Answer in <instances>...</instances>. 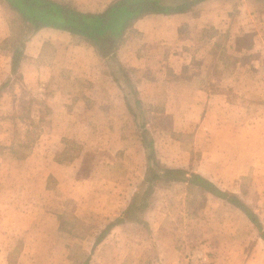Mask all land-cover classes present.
<instances>
[{
	"label": "rangeland",
	"instance_id": "rangeland-1",
	"mask_svg": "<svg viewBox=\"0 0 264 264\" xmlns=\"http://www.w3.org/2000/svg\"><path fill=\"white\" fill-rule=\"evenodd\" d=\"M244 1L243 6L245 7L246 0ZM252 2L256 13L253 18L256 23L252 28L255 33L259 32L264 35V23L259 22L264 20L261 18L264 17V10L259 8L264 7L260 5L264 0H253ZM228 6L230 8L229 4ZM260 12L263 13L261 17ZM228 13L224 16L228 17ZM246 17V13L233 15V18L243 20V26H237L236 29L228 31L224 27L217 28L213 25H196L190 29L182 27L181 36L174 50L168 52V57H165L167 51L162 48V50L157 49L158 55L155 59L151 57L150 60L152 59L151 63L156 66L167 62L173 63L172 53L184 51L190 59V71L177 77L174 81V89H168V97L165 99L168 104L151 107L134 106V113L142 114L145 119L154 115L152 120L149 118V126L146 121L141 122V129L136 128L131 122L121 121L119 123L123 134H128L133 130L138 131L143 142L151 140L156 143L157 170L165 168L163 165L167 162L190 160L189 167L184 170L187 173L185 177L191 178L194 174L201 175L213 182L228 197H232L239 204L246 205L256 215L262 230L252 223L255 238H260L261 245L259 248L256 245L253 251L250 249L248 251L240 242L243 239L246 240L243 237L245 234H239V242L235 240L236 235H232L230 228L234 229L235 223L245 231L246 228H243V223L237 219V216L226 215L234 211L231 210L229 199H221L200 186L186 182L176 184L166 199L160 193H155L159 204L155 206L156 209H153L152 218L156 225H160L158 233L163 238L160 245L162 244L165 250L170 244L167 241L169 238L167 231L171 229L170 233L173 230V235L179 241L185 236L182 239L183 245L193 248L196 243L194 234L200 229L201 245L207 255V261L201 264H220L219 259L223 258L220 256L222 245L229 247V250L225 252L228 255L223 258L222 262L225 260L229 262L228 264H264V237H262L264 233V76L262 75L264 73L260 72L264 67V41L256 42L260 48H255L251 53L248 52L249 40L255 33L246 32ZM0 20L12 22V34L18 36L21 33L23 25L19 14L9 7L6 0L0 1ZM130 34L132 33L128 36ZM262 37L264 39V36ZM184 38L188 41L183 40ZM182 46L187 49H182ZM148 49L151 50L149 52L152 56L154 54L152 46ZM2 63L0 66L3 65ZM1 77L2 74H0ZM132 77L136 82L135 72ZM10 79L21 85L20 87H22L21 83L26 82L23 81V77L21 79L16 74ZM75 81L76 84L86 85L77 78ZM189 84L191 90L199 86L207 92L206 98H200V95L196 94L197 99H193L200 102L199 107L183 104L186 100L184 97L190 91ZM127 90L130 100L134 101L136 99L133 98L134 93L132 94L129 88ZM6 92L0 93V99L5 103L0 104V115L11 118L12 105H7L6 102L12 94ZM18 100L20 103L15 109L25 110L26 95L18 96ZM40 101L41 106H36L33 114L36 119L32 122L26 121V110L21 112L23 117L19 119L17 117L20 114L15 113L13 121L11 119L0 120V134H3L0 144L5 143L4 146L9 145V147L12 143L16 145L11 150L8 148L6 153H3V149L0 148L2 164L6 167V164L11 162L12 156L14 160H19L18 158L26 155L34 157L31 159L32 169L28 168L27 159V166L18 162L15 163L13 169H9V172L8 169H3L4 173L0 175V180L8 178L14 180L13 184L12 180L9 185L5 183L0 185V264H84L93 252L94 242L109 223L102 217L103 212L99 213V209L103 207L102 198L107 199L113 196L104 193L105 187L114 184L116 177H122L123 181L118 185L120 193L121 195L123 192H126L125 195L130 194L133 189L130 181L146 177L151 162L148 154L140 156L138 146L135 147L132 142L126 151L116 153L113 147L109 150L95 148L106 145L102 138L93 137L92 140L85 137L82 139L84 142L64 139L62 145L65 148L57 155V160L65 163L74 159L75 163L78 165L80 163L81 168L77 176L84 178L91 174L94 177L95 184L92 189H95V193H80V204L77 207L73 205L74 202L65 198L71 197L68 187L63 186V189L61 187L57 193L63 195V205L61 208L59 205L57 207L62 209L63 216L55 218V199L58 194L55 193L51 180H46V187H44L42 170L40 171L37 166L38 162L44 161L45 158L49 161L53 157V153L49 152L50 149L47 148L46 155H44L45 152L39 150L42 141H46L48 145L49 141H52L50 138H41V134L50 128L54 129L51 123L44 120L48 110L44 108L46 99H40ZM187 112H190L191 123L182 119V114ZM170 117L179 118L174 121ZM65 125L66 123L63 124V128ZM128 126H131V130H127ZM69 127L76 130L75 133H84V136L90 132V130L87 132L85 123L73 122ZM100 129L96 126L94 131L96 137L103 135ZM128 139L133 141L132 138ZM123 145L121 144V147ZM30 148L31 152L28 153ZM109 163L113 167H110ZM95 175L99 176L100 182L95 179ZM156 188L158 190V186ZM87 196L101 204L94 206L91 202H86ZM40 204L47 205L48 210L43 212L44 206ZM23 211L27 212L26 218L21 215ZM224 213L226 214L222 217ZM167 216L169 221L176 222L175 226L165 227L166 225H163L165 223L163 219L164 217L167 219ZM8 229H11V232ZM185 231L187 234L182 233ZM119 233H114V242H107L104 245L105 250H108L103 253L102 264H113L116 260L114 253L126 246L124 244L125 235ZM230 235L232 240H230ZM227 237L228 241L224 242ZM175 244L179 243L175 242ZM129 245L134 246V243H129ZM164 250L162 253L165 257L167 253Z\"/></svg>",
	"mask_w": 264,
	"mask_h": 264
},
{
	"label": "crops",
	"instance_id": "crops-1",
	"mask_svg": "<svg viewBox=\"0 0 264 264\" xmlns=\"http://www.w3.org/2000/svg\"><path fill=\"white\" fill-rule=\"evenodd\" d=\"M55 1H67L80 11L97 13L106 10L115 0ZM252 1L253 0H246V5L244 7V0H204L197 4L192 10L184 13H152L145 15L132 21L129 27L126 28L120 36L121 38L118 39V45L115 51L110 54L104 53L86 36L51 26L43 27L38 29L26 40L22 41L21 57L18 62L15 61L16 43L21 39L19 38L21 36L20 34L16 36L11 33L12 22L9 23L0 20V45L3 44L0 46V63L3 62V65L0 66V74H2L0 78V93L2 91H7L6 93L10 92V94H12V97L7 100L6 104L12 105L13 110L11 118L1 114L0 120L11 119V121H13L15 119V113L20 114L17 117V119H19V117H23L21 112L26 110V121L32 122L36 119L33 114L36 111V106L41 104L40 99H46L44 108L46 107L48 110L44 120L49 124L51 123L54 129L50 128V130L47 132L44 131L41 134V138H50L52 141H49V145L46 141H42L39 145V150L45 152L44 155H46L48 153V148L50 149L49 152L53 153V157L49 161L45 158L44 161L38 162L37 166L40 171L42 170L44 187H46V180H51L55 188V193L58 194L55 199V218L63 216L62 209L60 210L57 207V205H59L61 208L63 205V195L57 193V190H60L61 187L62 189L63 186L68 187V191L71 192V197L65 198L70 199L74 202L73 205L75 204L77 207L80 204V193H95V189H92V186L95 184L94 177L91 174L86 175L84 178L77 176L81 168L80 163L78 165L75 163L74 159L65 163L57 160V155L62 153L65 148L64 145H62L64 139L84 142L82 139L85 137H89V139L92 140L93 137L102 138L106 145L102 143V145H104L103 147L95 148L98 150L101 148L109 150L113 147L112 149L116 153H123L126 151L127 147L131 146L130 142H132L135 144V147L138 146L140 156L142 154L145 156L147 154L149 155V148L146 146V143L149 141L143 142L138 131L133 130V132L129 131L130 134H123L122 130L119 128V123L121 121L131 122L136 128L139 127L141 129V122L146 121L147 126H149V118L152 120L154 115L145 119V117H142V114L139 115L134 113V106L144 105L145 107H151L168 104L165 99L168 97L167 92L174 89V81L177 77L184 74V72L190 71L191 68L189 63L190 59L184 51H181V53H172L173 63L167 62L164 65L156 66L151 63L153 60H150V58L152 57L155 59L158 55L156 50H162V48L167 51L165 55L167 58L169 55L168 52L174 50L175 44L181 36L180 31L182 27H188L190 29L196 25H213L217 28L224 27L226 31L230 29L234 30L237 26H243V20L240 19L241 21H239L238 18H233V15L246 13V32L255 33L252 27L255 26L256 23L253 19L256 13ZM260 5H264V2L260 3ZM9 7L13 9L10 5ZM259 8L264 10V7L260 6ZM227 13L229 16H224ZM261 14L263 13H259L260 17ZM261 18L264 19V17ZM259 22L264 23V20ZM129 33H132L129 35L130 37L128 36ZM262 36H264L262 33L256 32L255 35L252 36L253 38H250V45L248 47L250 49H248V52L251 53L255 48H260V45H257L256 42L264 41ZM183 40L188 41L187 38ZM235 41L238 42L239 40L235 39ZM150 46H152V50H154L152 56H150L151 50L148 49ZM182 49H187V47L185 48L182 46ZM175 53L176 55H174ZM176 59L179 61H175ZM262 69L263 70H260V72L264 73V67H262ZM133 72H135L137 76L136 82L132 77ZM15 74L21 79L23 77V81H26L24 83L25 85L21 83L22 87H20L21 85L17 84L13 79H10V77ZM76 78L78 81L80 80L86 83V85L82 83L76 84ZM188 86H190V91L189 94L184 97L186 100L183 101V104L186 106L199 107L201 105L200 102L193 99H197L196 94H199L200 98H206L207 92L202 90L203 88L199 86H196V88L192 90L191 85L189 84ZM127 88H129L132 94L134 93L133 95L135 97L133 98H136L134 101L130 100ZM23 94L26 95V109H15L20 103L18 96L22 97ZM0 104L5 103L0 99ZM189 113L190 112L182 114V119L187 121L192 120ZM31 116L33 118H31ZM170 118L175 121L179 117ZM73 122L85 123L87 132L88 130H90V132L85 136L83 135L84 133H75L76 130L69 127ZM64 123H66V125L63 128ZM95 123H97V125H95ZM96 126L101 128L100 130L103 131V135L96 137L94 132ZM126 129H124V131ZM143 129L142 126V130ZM127 130H131V126H128ZM2 136L3 134H0V138ZM128 138H132L133 141H130ZM4 144H0L3 153H6L8 148L11 150L16 146L14 143H12L10 147L9 145L4 146ZM121 144H124L123 147H121ZM152 146L157 161L158 152L156 150V143L152 142ZM182 151H184V149H182ZM30 152L31 148L28 153ZM0 153H2V151ZM32 158L34 157L26 155L23 158H18L19 160H14V156H12V158H10L11 162L6 164V167L5 164H2L0 161V175L4 173L3 169L6 168L9 172V169H13L15 163L18 162L27 166V159L28 168L32 169ZM189 165L190 160L187 162L182 160L181 162L175 163L167 162V164L163 166L165 168L186 170ZM122 166H124V164ZM110 167H113V165L111 164ZM95 179L100 182L99 176L96 177L95 175ZM12 180L13 178L0 180V185L4 183L5 185H9ZM124 180L126 181V178ZM122 181V177H116V179H114V184L110 187H105L104 193H109L113 196L107 199L102 198L103 207L99 209V213L103 212L102 217L109 222L107 226H110L112 222L118 219L123 220L122 222H116L112 225L100 242H94L92 248L93 252L89 251L91 253L84 264H102L103 253L104 251L106 253L108 250H105L104 245L107 242H114V233L118 234L119 232V234L125 235L124 240L126 242H124V244L126 246L122 244L123 247L114 253L116 260L113 264H201L207 261L206 250L203 249L201 245L202 236L200 229L198 233L194 234L196 243H194L195 247L193 248L182 244V239H184L185 236L181 237L179 241V239L173 235V230L172 233H170V229L167 231L169 237L167 241L170 244L167 245L164 250L161 246L162 244L160 245L163 238L160 236V233H158L160 225H156L152 218L153 209L159 204V200L155 198V193H160L161 196H164V199H166L168 193L176 184L180 185L186 182L187 184L198 187L199 185L193 184L188 180H161L160 183L153 184V186L150 185L146 176L140 180L135 179V181H130V185L133 184L131 185L133 186L132 191L130 194L125 195L126 192H123L121 195L118 185ZM13 183L14 180L12 184ZM157 186L158 190H156ZM43 189L45 190V188ZM7 191L9 192L10 190L8 189ZM143 199L147 202L144 208L140 205ZM138 200L140 201L138 202ZM86 202H91L94 206L101 204L100 202L93 201L89 196H87ZM133 202L135 205L131 208ZM230 203L232 207L231 210L234 211H230V213L227 214L224 213L222 217L225 216V214H232L233 217L237 216V219H240L243 223V228H246L245 231L236 223L234 229L230 228L233 232L232 235H236L235 240L239 242V234H245L243 237H245L246 240L243 239L240 241L241 244H243L247 250L250 249L253 251L256 245H258L259 248L261 240L260 238H255L252 220H250L245 212L240 210L236 204L231 201ZM40 205L44 206L42 208L43 212L48 210L47 205ZM50 211H52V209H50ZM75 213L79 216L77 211H75ZM26 214V211L21 213L24 218H26ZM163 221L165 222L163 224L166 225L165 227H173L176 225V222L172 220L169 221L168 216L167 219L164 217ZM24 224L26 226V221ZM105 229L101 233H103ZM8 230L11 232V229ZM23 233L25 234L26 231ZM182 233L187 234L186 231ZM230 240H232L231 235ZM226 241H228V237L224 240V242ZM175 242L179 244L176 245ZM129 243H134V246L129 245ZM162 250L167 253L165 257L163 256ZM228 250L229 247L226 248L224 245L221 246V258L228 255L225 253ZM223 258L219 259L221 260L220 264H228V261L224 260L222 262Z\"/></svg>",
	"mask_w": 264,
	"mask_h": 264
},
{
	"label": "trees",
	"instance_id": "trees-1",
	"mask_svg": "<svg viewBox=\"0 0 264 264\" xmlns=\"http://www.w3.org/2000/svg\"><path fill=\"white\" fill-rule=\"evenodd\" d=\"M7 3L18 12L23 25L20 33L21 38L16 43V59L18 62L21 57L22 41L26 40L38 29L43 27H55L64 29L72 33L86 36L92 40L104 53H112L118 45V39L124 30L129 27L133 20L141 18L152 13L177 14L192 10L197 4L204 0H115L109 7L102 12H83L72 6L67 1L59 2L55 0H6ZM114 55V54H113ZM112 55V56H113ZM126 76V75H125ZM146 142V141H145ZM149 148L147 180L150 185L166 180L189 181L199 185L204 190L214 195L229 199L258 226L262 227L256 215L243 203L239 204L232 197L222 192L213 182L194 174L189 179L185 177L187 173L184 170L176 168H160L157 170L155 152L150 140L146 143ZM154 186V185H153ZM135 203H132L134 207ZM143 208L147 205L143 199L141 204ZM138 207V206H137ZM130 208V209H131ZM138 209V208H137ZM123 220V219H122ZM118 219L107 226L105 231L98 236L96 242H100L110 227L116 222H122ZM264 237V233H262Z\"/></svg>",
	"mask_w": 264,
	"mask_h": 264
}]
</instances>
